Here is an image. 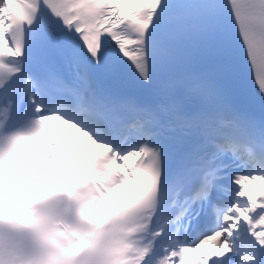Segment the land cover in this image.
I'll use <instances>...</instances> for the list:
<instances>
[{
  "label": "snow or ice",
  "instance_id": "snow-or-ice-1",
  "mask_svg": "<svg viewBox=\"0 0 264 264\" xmlns=\"http://www.w3.org/2000/svg\"><path fill=\"white\" fill-rule=\"evenodd\" d=\"M196 252L264 264V0H0V264Z\"/></svg>",
  "mask_w": 264,
  "mask_h": 264
}]
</instances>
